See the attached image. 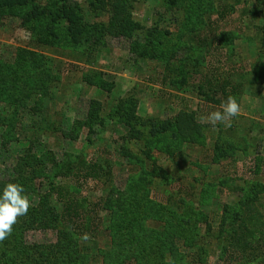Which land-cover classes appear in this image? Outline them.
<instances>
[{"label": "rangeland", "instance_id": "obj_1", "mask_svg": "<svg viewBox=\"0 0 264 264\" xmlns=\"http://www.w3.org/2000/svg\"><path fill=\"white\" fill-rule=\"evenodd\" d=\"M63 1L0 17V83L14 91L0 102L13 122L0 124V169L24 150L39 157L25 184L31 227L13 229L28 245L21 264H188L205 247L204 264H264V0H137L131 22L160 26L137 55L132 30L94 48L86 37L108 16L94 19L87 0L59 11ZM229 96L241 108L230 127L201 122ZM73 179L76 228L52 197ZM72 230L94 231L85 242ZM232 230L255 246L240 261L218 256Z\"/></svg>", "mask_w": 264, "mask_h": 264}, {"label": "trees", "instance_id": "obj_2", "mask_svg": "<svg viewBox=\"0 0 264 264\" xmlns=\"http://www.w3.org/2000/svg\"><path fill=\"white\" fill-rule=\"evenodd\" d=\"M26 0H0V17L1 14L4 12V10L11 8L12 12H18V15L21 17H24V20H29L32 18L29 16L30 13L28 12H23L21 10V7L26 5ZM137 0H87V8L88 11L91 13L92 17L95 18H101L102 15H107L109 20L104 21L101 20L99 22L94 21L95 24L92 26V32H91V37L88 35L86 37V40L88 39V43L92 44L94 48H103V44L105 43L104 40L111 36V35H116V34H130L129 31L132 30L138 35V40L133 43L132 46V52L135 53L136 55L139 53L142 48H146L147 46H151L153 44H158V38L157 35L159 33L160 26L157 23L156 26H152L151 28H147L144 25L139 26L138 24H134L131 22L130 13L133 4ZM171 0H169L170 2ZM177 1L172 0L171 6H175ZM222 7L226 9V6L222 5ZM18 9V10H17ZM78 11L80 13V4L76 0H64L61 2L59 11ZM68 11V12H69ZM224 11V12H225ZM59 13H54L53 18L55 16H59ZM70 20L72 21L73 27L68 28L67 36L70 39V43L72 45H78L81 44V35L83 25L82 22L80 21V18L71 14L69 16ZM77 18V21L75 20ZM128 19L130 22H128ZM53 20V19H52ZM81 24H80V23ZM263 30V39H264V24L262 27ZM142 38V41H139V38ZM206 39V36H202L199 38V43L203 44V40ZM206 43V42H205ZM5 67H1L0 65V76L3 79L4 76L8 75L5 70L3 69ZM5 92H8L9 96H11L14 91L9 90L7 91L6 88L0 83V102L3 101L6 104L11 103L10 100L6 99L3 95ZM26 107V106H25ZM115 113L121 114L119 110H116ZM11 123L13 122H5V120L0 116V124L4 125H12ZM13 126V125H12ZM12 130V129H11ZM17 139V138H16ZM15 139V140H16ZM11 141V140H10ZM9 143V138L5 139L3 135L0 134V147L6 148V146ZM21 153V152H20ZM28 150H24L22 154H17L15 157H13V161L10 164V166L6 168L0 169V190L3 189L4 185L12 182V183H19L23 185L25 189V195L27 194L25 184L28 182L29 179H31V175L34 177L36 174L34 173V170L31 168L34 167L36 168V165L39 164L37 161L38 158L34 154H28ZM44 153V152H43ZM42 153V154H43ZM35 161V162H34ZM30 165V166H29ZM30 167V169L28 168ZM54 167V166H53ZM63 167V166H60ZM51 167L49 169V172H51ZM77 177V175H75ZM81 181L80 179L76 180H71V183L69 186H66V183H61L56 186H54L53 191L54 194L52 195L53 199L63 205L64 210L66 211V218L65 221H69L70 223L74 224L75 223V216L74 214L70 211L71 210V204L70 200L68 199L70 195L69 192H72L76 190V188H73V184L78 185ZM71 190V191H70ZM35 210V207L32 206L27 215L20 217L19 222L14 225L13 229L21 230L24 229H29L31 227L29 224L30 222V215L32 212ZM39 210V209H38ZM92 218V216H90ZM93 219V218H92ZM74 228H76L75 224L73 225ZM79 229V228H78ZM73 235L76 236L77 238L80 237L82 234L87 233L89 234L90 237L93 236V231L94 230H72ZM16 232L13 230L12 234L4 241L0 242V264H15L11 260V255L10 253L13 251V249H9L12 245L19 250L18 255L20 257V260L16 262L18 264L20 261H22V255L25 257L30 258L28 256V245L22 242V240H14V234ZM232 234L229 238L228 241L224 242L222 248L219 250L218 256L222 257L225 254H227V258L229 260H242L244 257L249 256L253 250H255V246L250 243L249 237L247 235H244L242 233L235 235L234 230L231 231ZM11 242V245L9 246L8 244ZM206 244L208 243L205 242ZM209 245V244H208ZM38 249V248H37ZM256 251V250H255ZM206 247L202 250L199 249L197 256L194 257L192 254L187 255L188 257V264H204L203 262L206 259ZM28 262V263H26ZM24 262L25 264H54L53 262L47 263L46 261L43 262H34L32 259L31 261H26ZM21 264V262L19 263Z\"/></svg>", "mask_w": 264, "mask_h": 264}, {"label": "clouds", "instance_id": "obj_3", "mask_svg": "<svg viewBox=\"0 0 264 264\" xmlns=\"http://www.w3.org/2000/svg\"><path fill=\"white\" fill-rule=\"evenodd\" d=\"M241 108L234 97L229 96L220 105V110L208 113L201 122L215 127L217 124L231 126L233 117L240 114ZM32 207L31 201L25 195L23 185L9 182L0 190V242L6 240L13 231L14 225L19 222L20 217L26 216ZM89 234L81 235L82 241H88Z\"/></svg>", "mask_w": 264, "mask_h": 264}]
</instances>
